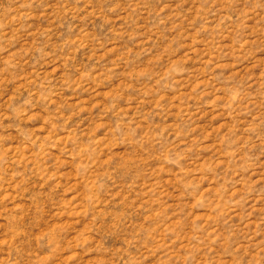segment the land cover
<instances>
[{
  "label": "rangeland",
  "instance_id": "obj_1",
  "mask_svg": "<svg viewBox=\"0 0 264 264\" xmlns=\"http://www.w3.org/2000/svg\"><path fill=\"white\" fill-rule=\"evenodd\" d=\"M0 264H264V0H0Z\"/></svg>",
  "mask_w": 264,
  "mask_h": 264
}]
</instances>
